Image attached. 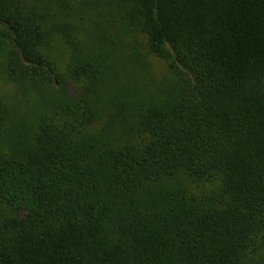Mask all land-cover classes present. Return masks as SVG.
Returning a JSON list of instances; mask_svg holds the SVG:
<instances>
[{
    "label": "trees",
    "instance_id": "obj_1",
    "mask_svg": "<svg viewBox=\"0 0 264 264\" xmlns=\"http://www.w3.org/2000/svg\"><path fill=\"white\" fill-rule=\"evenodd\" d=\"M0 264H264V0H0Z\"/></svg>",
    "mask_w": 264,
    "mask_h": 264
},
{
    "label": "rangeland",
    "instance_id": "obj_2",
    "mask_svg": "<svg viewBox=\"0 0 264 264\" xmlns=\"http://www.w3.org/2000/svg\"><path fill=\"white\" fill-rule=\"evenodd\" d=\"M6 90H7L6 93H8V94L10 91L13 92V90H10L8 88ZM25 92H23V93L22 92H20V93L14 92V93H12L13 96H17L16 97L17 102H18L17 104H18V107L20 110H25L27 108L26 105L29 106L31 103H32V105L34 104L33 99H31V96L29 94L31 92H29V93H25ZM164 183L165 184H175V185H178L180 187L186 186V184H187L186 180L182 177H178L177 179H170V180L166 179V180H164Z\"/></svg>",
    "mask_w": 264,
    "mask_h": 264
}]
</instances>
